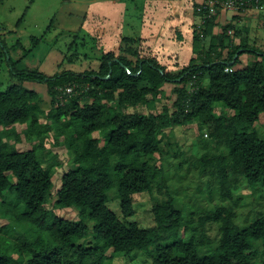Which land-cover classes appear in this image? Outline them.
I'll use <instances>...</instances> for the list:
<instances>
[{
  "label": "trees",
  "instance_id": "trees-1",
  "mask_svg": "<svg viewBox=\"0 0 264 264\" xmlns=\"http://www.w3.org/2000/svg\"><path fill=\"white\" fill-rule=\"evenodd\" d=\"M250 5L261 9L264 0H249L243 9ZM221 12L194 25L193 56L175 69L152 53L143 56L141 38L124 36L119 52H103L97 66L49 75L17 68L21 59L11 56L0 36V57L17 78L0 89V125L10 127L0 133V208L11 218L0 225V264H98L109 252L130 254L151 247L153 264H258L257 257H264V211L235 224L234 212L218 205L212 216L206 214L201 225H195L194 211L179 208L170 189L177 177L174 170H181L186 160L169 163L170 153L162 146L170 128L195 122L204 153L189 163L190 169L195 165L199 174L210 170L217 176L223 199L231 196L232 176L244 177L254 188L264 186V136L255 127L264 112V50L250 44L248 28L235 18L218 31ZM243 53L257 57L237 68ZM74 57L70 55L71 63ZM228 67L233 70L226 71ZM26 82L47 86L52 123L39 122V93ZM169 84L176 96L172 112L138 110L161 101ZM67 86L73 90L67 92ZM217 104L229 114L217 115ZM25 122L30 123L28 137L36 134L40 146L53 128L56 137L65 135L76 167L63 174L56 190L54 172L45 165L41 147L18 150L2 138ZM203 127L210 134L208 141ZM97 131L104 135L103 144L92 137ZM158 155L166 162L161 163ZM211 184L209 180L206 185L210 193ZM155 187L161 193L166 190L167 198L155 199V224L142 228L130 219L135 214L133 196L152 193ZM113 190L120 216L109 206ZM70 208L78 210V218L56 212ZM209 220L218 222V238L208 234ZM182 228L191 236H181ZM12 232L17 236H7Z\"/></svg>",
  "mask_w": 264,
  "mask_h": 264
},
{
  "label": "rangeland",
  "instance_id": "rangeland-1",
  "mask_svg": "<svg viewBox=\"0 0 264 264\" xmlns=\"http://www.w3.org/2000/svg\"><path fill=\"white\" fill-rule=\"evenodd\" d=\"M202 0H0V36L11 49V56L21 59L17 68L39 69L53 75L62 69L83 71L88 66H97L98 59L103 52L113 50L119 52L124 36H133L143 40L142 55H155L158 60L169 69L187 65L193 56L194 25L202 22L205 16L197 7ZM198 12V14L196 13ZM209 17V16H207ZM233 18L248 28L250 44L264 50V6L255 8L248 6L240 10H225L220 16V31ZM198 25V24H197ZM200 28V25H198ZM216 30V29H215ZM217 30L215 32H217ZM230 37L239 43L240 38L234 36L233 30L228 31ZM13 46H15L13 48ZM77 55L75 61H69L70 55ZM255 54L243 53L237 68L246 66L256 59ZM202 62V57L198 58ZM17 81L11 75L9 64L0 57V89L10 82ZM25 85L39 93L38 118L41 124L52 123L49 117L51 97L45 84L26 82ZM150 107L140 106L138 110L147 113L150 110L162 112L168 108L175 109L173 102V85ZM217 115L229 114V110L217 104ZM29 122L18 124L4 141L14 144L18 150H28L34 147L40 149L44 156L45 165H50L54 172L56 190L60 187L63 174L72 167H76L69 154V147L62 134L56 137L53 128L44 139L36 134L28 137ZM264 136V112L260 114L255 124ZM4 128L0 125V133ZM198 125L190 122L187 125H176L170 128L164 137L162 146L169 151L166 157L170 162L186 160L181 170H176L173 164L168 167L177 177L170 183L172 194L176 197L177 206L185 213L193 212L192 223L201 225L206 214L213 215L212 210L218 205L230 208L234 212V223L243 224L251 221L260 211H264V186L251 187L244 177L232 176L231 196L223 199L220 196L218 177L210 170L204 174L198 173L195 163L204 153L203 144L199 143ZM205 140L211 139L205 127L202 128ZM92 137L98 138L100 143L105 142L104 135L97 131ZM202 140V142H206ZM177 151L178 154H174ZM161 163L166 159L158 155ZM211 180L212 193L207 188ZM202 185V189L201 186ZM203 190V191H202ZM56 191L50 205L55 202ZM113 200L109 206L117 215H121L119 199L115 198L114 190L110 192ZM156 198H167L166 190L161 193L156 187L152 193L140 192L133 196L135 214L130 219L138 222L140 227L146 228L155 224L152 208ZM56 212L65 218H78V210L74 208ZM225 214V210L222 211ZM11 218L2 215L0 208V225L10 223ZM14 220V219H13ZM221 223V222H220ZM218 222L209 220L205 227L212 238H218ZM189 227V226H188ZM14 232L7 236L14 238ZM192 232L182 228L181 236L190 237ZM10 237V238H11ZM148 250H135L130 254H112L98 264H153V257ZM258 264H264V257H257Z\"/></svg>",
  "mask_w": 264,
  "mask_h": 264
},
{
  "label": "built area",
  "instance_id": "built-area-1",
  "mask_svg": "<svg viewBox=\"0 0 264 264\" xmlns=\"http://www.w3.org/2000/svg\"><path fill=\"white\" fill-rule=\"evenodd\" d=\"M249 0H202L198 5V11L205 17L218 14L219 11L240 10L243 9ZM233 68H226V71H232ZM73 87L67 86L66 91L71 92Z\"/></svg>",
  "mask_w": 264,
  "mask_h": 264
},
{
  "label": "water",
  "instance_id": "water-1",
  "mask_svg": "<svg viewBox=\"0 0 264 264\" xmlns=\"http://www.w3.org/2000/svg\"><path fill=\"white\" fill-rule=\"evenodd\" d=\"M110 75L106 76L107 78L109 77Z\"/></svg>",
  "mask_w": 264,
  "mask_h": 264
}]
</instances>
